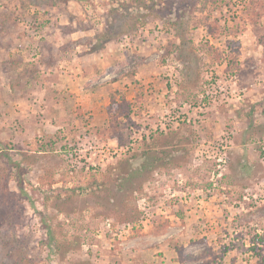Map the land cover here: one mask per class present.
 I'll return each mask as SVG.
<instances>
[{
	"label": "rangeland",
	"instance_id": "obj_1",
	"mask_svg": "<svg viewBox=\"0 0 264 264\" xmlns=\"http://www.w3.org/2000/svg\"><path fill=\"white\" fill-rule=\"evenodd\" d=\"M262 240L264 0H0V264Z\"/></svg>",
	"mask_w": 264,
	"mask_h": 264
},
{
	"label": "trees",
	"instance_id": "obj_2",
	"mask_svg": "<svg viewBox=\"0 0 264 264\" xmlns=\"http://www.w3.org/2000/svg\"><path fill=\"white\" fill-rule=\"evenodd\" d=\"M18 187L20 188V190L23 192V188H22V184L20 183V180H18ZM264 243V240H262ZM260 264H264V258H262V261L260 262Z\"/></svg>",
	"mask_w": 264,
	"mask_h": 264
}]
</instances>
